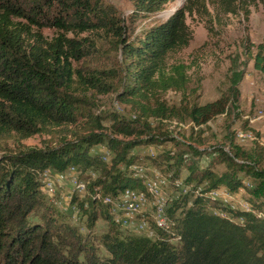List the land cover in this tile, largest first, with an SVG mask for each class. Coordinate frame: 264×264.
Here are the masks:
<instances>
[{"label":"trees","instance_id":"1","mask_svg":"<svg viewBox=\"0 0 264 264\" xmlns=\"http://www.w3.org/2000/svg\"><path fill=\"white\" fill-rule=\"evenodd\" d=\"M166 1L131 0L125 22L103 0H0V137L19 142L51 127H78L85 117L79 126L83 132L73 131L72 139L41 147L19 142L0 154V264H264V215L253 212L260 209L255 199L248 198L251 209L223 201L242 187L264 201V143L256 138L249 146L232 136L203 148L187 142L188 154H162L174 157L172 180L187 187L167 197L166 226L146 213V227L133 231L110 213L127 189L151 197L143 177L133 174L132 166L142 163L134 146L177 144L180 128L197 129L228 113L239 94L242 69L232 68L228 86L215 98L202 103L181 98L177 104L159 98L167 89L182 93L186 87L189 64L167 63L166 56L191 38L185 13L204 7V0H183L129 39L128 24L156 13ZM223 1L230 3L227 10L234 8V0ZM44 26L56 33L45 37ZM84 31L97 37L78 36ZM99 35L118 51L117 68L82 65L97 50ZM243 52L264 73V42L245 36ZM115 83L120 84L116 99L127 102L130 112L93 110L91 94L110 91ZM95 144L102 145L101 151L92 150ZM217 163L223 165L220 170ZM72 169L85 189L73 190L69 199L77 216L91 204L88 218L96 219L99 209L108 219L107 228L96 235L105 255L73 225L47 213L45 175Z\"/></svg>","mask_w":264,"mask_h":264},{"label":"rangeland","instance_id":"2","mask_svg":"<svg viewBox=\"0 0 264 264\" xmlns=\"http://www.w3.org/2000/svg\"><path fill=\"white\" fill-rule=\"evenodd\" d=\"M103 1L112 4L116 9V13L127 22V16L132 7L131 0ZM182 2L183 0L166 1L156 13L144 18H138L128 24V38H134L143 26L163 19L173 9L181 5ZM232 4L234 8L229 11L227 10V6H230L229 2L204 0V7H197L191 12L185 13V22L191 30V38L186 46L169 52L166 56V62L182 61L189 64L186 69L189 79L182 93L167 89L159 93L158 96L159 98H164L168 103L177 104L181 98H185L188 102L202 103L215 98L221 91L226 89L231 69L236 68L242 69V75L237 83L239 94L234 106L230 107L228 113L215 115L207 121V125H202L200 128L191 129L187 124L184 125L180 128V135L176 137L178 138L177 144L165 141L158 147L155 144H138L132 148V152L142 162L140 163L143 165L142 177L143 174L147 178L151 177L150 179H155L154 177L159 174L164 176L166 185L161 186V192L165 198L175 195L179 188V179L175 178L172 180V174L175 169L173 164L174 157L164 158L162 154L170 155L174 151H184L188 154L187 142L198 148H203L211 144L225 143L229 136H232L234 141L244 146H249L253 142L252 140H255L254 138L264 143V73L254 69L252 60L243 52L245 36L254 43L258 41L264 42V1L234 0ZM41 30L43 35L48 38L56 33L54 28L51 27L44 26ZM85 34L97 37L95 33L91 34L87 31L80 32L78 36ZM112 43L106 37L104 38L103 35H99L98 39H96L97 50L90 57L82 60V65L86 69L95 67L105 68V70L107 68H117L119 55L118 51L113 48ZM119 86V83H115L114 88L110 91L93 92L91 94V98H94L92 109L96 112L98 109L103 108L117 109L125 112V114L130 112L127 102H119L116 99L115 93L120 88ZM84 120L85 117L80 120L78 127L75 124L51 127L48 131L34 133L19 142L41 147L55 144L64 138L72 139L74 138L73 131L79 129L83 132V129L79 128V126L84 124ZM104 124L108 125V122L104 121ZM239 132H246L251 135L250 137L243 136L241 138L238 136ZM19 142L15 137L1 136L0 154L3 151L15 148ZM91 148L95 151H101L102 145L95 144ZM222 166L219 163L215 164L217 170H220ZM179 170L182 173L184 167L180 166ZM81 182L84 183L83 181ZM243 182L250 184L251 180L249 177L244 176ZM59 183L61 185L57 187L56 192L47 199L49 203L47 213L56 218H63L66 224L77 228L81 235L89 237L98 254H107L106 248L96 239V235L107 228V217L97 209L96 219L88 218V214L95 207L94 205L91 206V204L87 207V213L80 212L78 216H73L70 212L72 208L68 205L70 198L67 199V195L72 194L73 190H78L71 189V187L65 189L64 185L61 182ZM70 183L69 181L67 185L70 186ZM147 190L148 192L150 191L148 188ZM152 196L151 194V197L146 198L149 201L146 204L148 209L152 205ZM225 198L224 203L228 206L229 204L243 208L248 206V209H251L248 198H253L260 208H252L253 212L260 216L264 215L262 197L250 195L243 187L238 188L236 193L228 192ZM59 212H63V214L60 215Z\"/></svg>","mask_w":264,"mask_h":264},{"label":"bare ground","instance_id":"3","mask_svg":"<svg viewBox=\"0 0 264 264\" xmlns=\"http://www.w3.org/2000/svg\"><path fill=\"white\" fill-rule=\"evenodd\" d=\"M250 135H251L250 133H246V132L245 133H242V132L238 133V136L241 138L243 136H249L250 137ZM132 168L134 171L133 174L135 176H138V177L141 176L142 177V172H143V165L142 164H140V163L135 164L132 166ZM150 178H147L143 174L144 182L147 185L146 188H148L150 190L149 192H151V194L153 195L152 196V199H153L152 205L149 204L150 205L149 206L150 212H149V210L147 211L148 208H146V204L149 201H145V208L134 207V208H131L130 212H128L126 210H118V206H116V201H114L111 204L110 213L112 214V218L115 219L116 221H118L122 226L127 227L129 230L137 231L139 229V227H146V223L132 224V223L124 222V221L130 220V217L137 218L138 221H143V219L146 216V213H152V218L158 224V226H161V227L166 226V218H165L166 216L164 213H162V209L160 207V206H162L164 208V206H166V203H167V198H165L161 192V186L164 185L165 179L162 177H159L158 175H156L154 177L155 179H150ZM75 180L79 181L76 173H75ZM59 182H61V180L59 178V173H53V172L47 173L45 175L43 190L46 192L47 195L52 196L56 192L57 187L59 185H61ZM71 189H77L78 191H83L84 185L80 181V189L79 188H71ZM186 189H187V187H185L181 184L179 186V189L175 192L174 196H178L177 194L179 192H184V191H186ZM126 191H131V196L135 197V201H142V194H143V197L145 199L147 198L143 192H136L135 190H131V189L130 190L127 189ZM71 195L72 194L67 195V199H69L71 197ZM212 195L214 197L218 196V194L215 192H213ZM106 200H107V197H106ZM223 201L225 202V198H223ZM230 206L234 208L233 204H231ZM245 208L248 209V206H245ZM70 212L73 214V209H71ZM73 216H75V214H73ZM139 224H141V225L139 226Z\"/></svg>","mask_w":264,"mask_h":264},{"label":"built area","instance_id":"4","mask_svg":"<svg viewBox=\"0 0 264 264\" xmlns=\"http://www.w3.org/2000/svg\"><path fill=\"white\" fill-rule=\"evenodd\" d=\"M75 173L76 172L74 171V169H72V171H70L68 173L59 172V178L61 180V183L64 185L65 189L70 188V187L80 189V181L75 180ZM69 181L71 182L70 186L67 185ZM145 201H148V200H146L143 197V194H142V201H135V197L131 196V191H126V192L119 194L116 197V206H118V210H126V211L130 212L131 208H134V207L145 208ZM68 205L70 208L73 209V214H75V216H76L77 213H76V210L74 209V207L69 202H68ZM160 207H161L162 213H163L164 208L162 206H160ZM124 222L135 224V223H146V220L145 221H138L137 218L130 217V220L124 221Z\"/></svg>","mask_w":264,"mask_h":264}]
</instances>
